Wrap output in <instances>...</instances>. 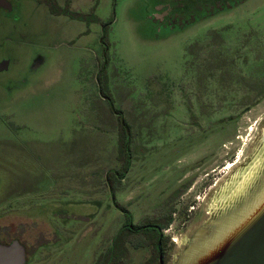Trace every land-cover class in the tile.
I'll return each instance as SVG.
<instances>
[{"label": "rangeland", "instance_id": "1", "mask_svg": "<svg viewBox=\"0 0 264 264\" xmlns=\"http://www.w3.org/2000/svg\"><path fill=\"white\" fill-rule=\"evenodd\" d=\"M74 1L99 22L54 16L42 0H22L14 22L0 17V65L10 63L0 70V239L28 242L53 213L87 215L31 264H93L126 220L116 202L138 224L199 199L167 230L183 247L220 185L242 170L236 196L264 169V146L252 157L264 131V0ZM103 53L135 131L134 165L114 198L106 173L122 171L123 134L99 94ZM152 253L130 248L129 264Z\"/></svg>", "mask_w": 264, "mask_h": 264}, {"label": "flooded vegetation", "instance_id": "2", "mask_svg": "<svg viewBox=\"0 0 264 264\" xmlns=\"http://www.w3.org/2000/svg\"><path fill=\"white\" fill-rule=\"evenodd\" d=\"M64 1H65L64 2L65 4L61 5L58 0H42V2H45V3L47 2L49 11L54 16H67L73 20H78V21H82L86 23L87 22L91 23L93 21L97 23L99 22L98 16L94 14L95 10L94 12L91 13V15H85V14H82V12L79 13L77 9L73 7L75 4L74 0H64ZM22 6H23L22 0H0V17L4 18V17L13 16V22H14V19L19 18L17 14L22 11ZM161 11H163V9H161ZM178 14L180 15V17L182 16V14L180 13ZM191 14H192V17H194V14L193 13ZM191 18L189 17V19L187 20L190 21ZM105 28H106V25L104 27V32H105ZM85 33L86 32H83L81 33V35L85 36L86 35ZM101 40L103 43H105L104 42L105 36H103ZM74 43L75 41L71 42L70 43L71 46H73ZM3 46L5 47V44H3ZM1 47L2 46L0 45V48ZM106 52H107V48L105 49V53ZM105 53L102 54V57L104 59L103 61H101L102 63L98 61L99 69H98L96 81H97L98 88H99V94H100V97L108 104L110 112L114 116H116L117 122H118V130L123 134V136H126V138L128 137L130 140L128 143V148H126L127 150L126 154H128L126 157V161H128V166L126 167L127 168L126 175L123 178H121L118 170H108L106 173V185L110 193L113 194V198H114L115 192L119 189V187L121 188L123 183L126 181V177L131 172L132 167L134 165L132 145L135 144V141H134L135 131L133 130L132 125H130L129 122H127L125 112L116 106V101L113 97V94L107 86V78L105 77L104 73L108 65V60H107ZM41 62H42V58L36 61V64L33 66V68L37 69ZM9 64H10L9 62L4 61L0 65V70L1 71L7 70ZM126 147H127V144H126ZM109 208L110 207H108V209ZM124 208L125 210H121L118 208L122 213L125 214V217H126V220L123 223L122 228L118 231V233L115 236L112 235L113 237H111L110 246L107 247L106 250L101 251L97 255L96 261L93 264H97L99 259L102 258L106 253L108 254V252L113 248L114 240L121 230H124L123 232L125 233L124 237L125 236L127 237V235H129L132 232L134 233L135 236L142 237L145 241H147L148 246L141 247L139 249L148 251L150 248H152L153 253L151 255L149 264H151V262L155 258H156V262L159 264L161 255L163 256V259L165 263L167 264L172 255V250L174 248V243H175V239L172 237V234H168L167 230L173 227L174 222L177 221L178 216H181V213L182 214L185 213V216L189 217L191 214H193V212L197 210L196 208L198 209L200 208V205H199V199H197V201L193 202V204L187 205V207H185V211H183L184 209L179 210V211H175L174 209H171L169 212H164L162 210L154 211L153 217H145L138 224L134 222V216L128 210V208L125 206ZM94 217L95 216H93V218ZM170 219H172V221L170 225L166 227L165 224ZM90 221H91V218H88L87 215H81V214L80 215L79 214L62 215V213L61 214L53 213V220H52L53 223L50 221L52 224L51 225L50 222H48L49 228L46 229L47 231L38 232V234L35 237L30 238L28 242L24 238H22L20 236L21 234H19L18 232L16 237H13L12 240L20 241V243L25 247L26 254H27V264H31V262L38 259L37 257L40 258V256H44V255L54 256V253L52 252H54L57 249H60L61 246L65 242L69 241L72 238V234L65 232V230H67L69 227H72L73 225L75 226L76 223L82 224V223H88ZM186 222L187 220L184 221L185 224ZM57 224H59V227L57 226ZM68 234L70 236H68ZM156 236L159 237V241H158L159 243L156 246L157 251H155V247L153 244L154 238ZM3 242L4 244H9V241L7 239H3ZM107 243L108 242H106V244ZM127 244H129L128 241H127ZM135 250H138V249H135Z\"/></svg>", "mask_w": 264, "mask_h": 264}, {"label": "water", "instance_id": "3", "mask_svg": "<svg viewBox=\"0 0 264 264\" xmlns=\"http://www.w3.org/2000/svg\"><path fill=\"white\" fill-rule=\"evenodd\" d=\"M232 196L212 211L207 203L208 218L183 247L175 239L173 264H264V169ZM0 264H27L20 241L0 243ZM159 264H166L162 255Z\"/></svg>", "mask_w": 264, "mask_h": 264}, {"label": "trees", "instance_id": "4", "mask_svg": "<svg viewBox=\"0 0 264 264\" xmlns=\"http://www.w3.org/2000/svg\"><path fill=\"white\" fill-rule=\"evenodd\" d=\"M129 138L126 136L121 137V149H120V154L119 158L121 159L123 166H122V171H119L120 177L123 178L126 175V167L128 166V161H126V157L128 154H126V148H128V143H129ZM127 144V147H126ZM116 206L121 209L125 210L124 206L118 204L116 202ZM126 212V211H124ZM172 219H170L165 226L168 227L171 223ZM128 230V229H126ZM124 230H121L120 233L117 235V237L114 240V246L113 248L106 253L102 258L99 259L97 264H129L130 262V248L133 249H139L141 247H147L148 243L145 241L142 237L135 236L134 233H130L127 235V237H124L123 233ZM3 239H0V243H4L2 241ZM127 241L129 244H127ZM159 237L156 236L154 238L153 244L156 250V246L158 245ZM13 242V240H10L9 243ZM151 264H158L156 262V258L151 262Z\"/></svg>", "mask_w": 264, "mask_h": 264}, {"label": "bare ground", "instance_id": "5", "mask_svg": "<svg viewBox=\"0 0 264 264\" xmlns=\"http://www.w3.org/2000/svg\"><path fill=\"white\" fill-rule=\"evenodd\" d=\"M263 146H264V131H263L261 138L258 140L254 148V151H253L254 154L252 156L254 159L255 157H258L257 155L259 154V151ZM233 167H235V164H233L230 168H233ZM242 176H243L242 170L240 169L236 170L231 176V178L226 181L225 184L220 185L216 189L214 196L210 198L211 201L209 203L208 211H212L215 205L217 206V203L221 202L224 198H225L224 200H228L231 197H233L232 195L231 196L229 195L232 193L235 194L237 192L236 187L243 181V178H244Z\"/></svg>", "mask_w": 264, "mask_h": 264}]
</instances>
